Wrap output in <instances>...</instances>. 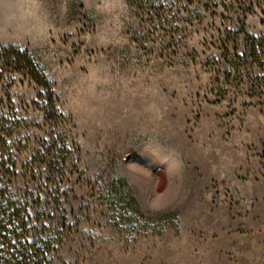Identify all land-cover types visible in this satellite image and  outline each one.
Segmentation results:
<instances>
[{"label": "rangeland", "instance_id": "obj_1", "mask_svg": "<svg viewBox=\"0 0 264 264\" xmlns=\"http://www.w3.org/2000/svg\"><path fill=\"white\" fill-rule=\"evenodd\" d=\"M258 4L0 0V179L46 264H264Z\"/></svg>", "mask_w": 264, "mask_h": 264}, {"label": "trees", "instance_id": "obj_2", "mask_svg": "<svg viewBox=\"0 0 264 264\" xmlns=\"http://www.w3.org/2000/svg\"><path fill=\"white\" fill-rule=\"evenodd\" d=\"M258 1L259 8L263 11L264 14V0ZM255 7L257 6H252L253 9H255ZM245 36L247 37L246 43L248 45L247 47L249 50L250 60L254 64L256 63V66L260 68V71H263L262 69L264 68V36L257 38L252 37L247 33L245 34ZM18 55H22V53L18 51ZM6 58L7 56L5 52L0 51V62L1 60H5ZM256 81L264 83V72L263 76H259L256 78ZM262 87L264 88V86ZM10 124L13 125L14 121L10 120ZM48 152L49 156L51 153H53L52 157H49L51 158V170L53 172H57L60 169L62 161L61 152H51V150ZM14 171L15 169H13V172L9 173L8 180L4 178L0 179V238L5 239L3 240L4 246L0 247V264H46V255L44 254L45 249L43 246L37 244L39 239L33 241L29 240L28 238H24L23 236H19L21 233L24 232L22 230V232L20 233V231L17 229L18 226L16 224H22L23 226H21V228H24L28 224V221H26L25 216L22 217L19 214L20 208L18 207L22 204L9 197L6 198L5 194L9 184L12 181L11 174L12 177L13 175H15ZM47 242L48 241H45L41 244L46 245Z\"/></svg>", "mask_w": 264, "mask_h": 264}, {"label": "crops", "instance_id": "obj_3", "mask_svg": "<svg viewBox=\"0 0 264 264\" xmlns=\"http://www.w3.org/2000/svg\"><path fill=\"white\" fill-rule=\"evenodd\" d=\"M255 258H254V256H252L251 258H250V262H249V264H256V262H255Z\"/></svg>", "mask_w": 264, "mask_h": 264}]
</instances>
